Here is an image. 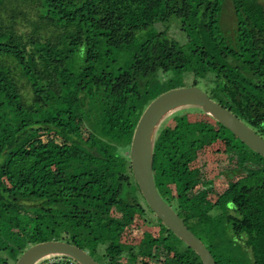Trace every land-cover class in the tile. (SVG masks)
Here are the masks:
<instances>
[{
    "label": "trees",
    "instance_id": "obj_1",
    "mask_svg": "<svg viewBox=\"0 0 264 264\" xmlns=\"http://www.w3.org/2000/svg\"><path fill=\"white\" fill-rule=\"evenodd\" d=\"M179 74L264 137V3L0 0V264L48 240L101 264H203L149 207L129 157L144 109ZM153 162L217 264H264L263 156L194 111L165 126Z\"/></svg>",
    "mask_w": 264,
    "mask_h": 264
},
{
    "label": "water",
    "instance_id": "obj_2",
    "mask_svg": "<svg viewBox=\"0 0 264 264\" xmlns=\"http://www.w3.org/2000/svg\"><path fill=\"white\" fill-rule=\"evenodd\" d=\"M194 111L211 116L264 157V137L233 111L211 98L199 85L169 89L148 104L134 129L129 157L134 179L154 214L199 255L203 264H217L208 247L162 196L156 185L153 168L156 144L162 130L177 115ZM229 176L232 178L233 174ZM52 258H68L77 264H101L87 250L62 240H48L31 245L15 264H41Z\"/></svg>",
    "mask_w": 264,
    "mask_h": 264
},
{
    "label": "rangeland",
    "instance_id": "obj_3",
    "mask_svg": "<svg viewBox=\"0 0 264 264\" xmlns=\"http://www.w3.org/2000/svg\"><path fill=\"white\" fill-rule=\"evenodd\" d=\"M261 1L264 3V0H261ZM229 4H230V1H229ZM227 10H228V12H225V18L223 19V21L227 24V27L230 29V33H232L233 27L235 26V20L236 19H235V16L233 15L232 7L231 8L229 7V9L227 7ZM169 29H170L169 33H174L177 30V28L175 26L171 27ZM188 80L189 79L187 77L179 74L177 76L172 77L170 81L165 82L161 87H159L158 90H160L162 92V91H165L166 89L172 88L173 86H175V87L186 86L189 83ZM185 83H186V85H185ZM187 86H189V85H187ZM203 89L205 90V88H203ZM124 153L127 154L128 153L127 150L124 151ZM226 175H228V174H226ZM138 222H140L139 218H136V220L134 222L133 221L131 222V224L134 225V228L131 230V234H135L137 232V230H139L141 228V227H139V228L136 229V227L138 226ZM149 228H150V226H149ZM143 229L144 228L142 227V230ZM105 235L107 236V232L105 233ZM105 235L102 236V237L105 238ZM175 243L177 244V242H175ZM179 246L182 247L181 244H179ZM94 253L95 252L93 251V254ZM238 261H241V260H238ZM54 262H55V259L52 258V259H49V260H44L43 262H41V264H50V263L54 264ZM11 264H14V263L12 262Z\"/></svg>",
    "mask_w": 264,
    "mask_h": 264
},
{
    "label": "flooded vegetation",
    "instance_id": "obj_4",
    "mask_svg": "<svg viewBox=\"0 0 264 264\" xmlns=\"http://www.w3.org/2000/svg\"><path fill=\"white\" fill-rule=\"evenodd\" d=\"M105 234H103V236H104ZM110 236V237H109ZM113 237V233H111L109 230H108V232H107V236L105 235V240L106 241H109L111 238ZM65 258H63V259H55V262L54 263H65V262H67L66 260H64Z\"/></svg>",
    "mask_w": 264,
    "mask_h": 264
}]
</instances>
